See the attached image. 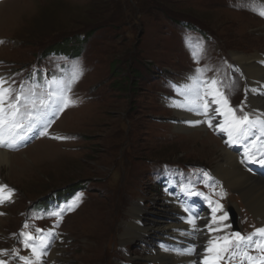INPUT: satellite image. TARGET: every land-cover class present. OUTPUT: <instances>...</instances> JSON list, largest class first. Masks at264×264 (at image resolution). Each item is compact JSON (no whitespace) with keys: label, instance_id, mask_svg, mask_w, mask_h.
Returning <instances> with one entry per match:
<instances>
[{"label":"rangeland","instance_id":"obj_1","mask_svg":"<svg viewBox=\"0 0 264 264\" xmlns=\"http://www.w3.org/2000/svg\"><path fill=\"white\" fill-rule=\"evenodd\" d=\"M3 4L12 7L0 25V75L14 81V88L38 84L40 91L53 79L67 81L74 64L81 74L70 93L76 103L59 113L48 135L7 149L27 164L21 170L5 165L0 173L16 200L0 205V250L30 255L20 232L47 237L52 230L46 264H151L162 243L156 230L132 240L122 235L134 221V208L145 227L166 219L165 194L175 196L183 210L190 201L202 211L224 206L230 239L236 231L248 236L260 228L216 173L219 146L232 145L227 134L216 125L177 130L179 117L169 103L202 69L201 79H216L229 106L239 109L244 102V111L252 113L246 76L231 54L264 55V17L257 14L264 0H0ZM257 135L244 141L247 156L242 150L246 166L264 174V165L248 158L259 160L264 152ZM40 141L56 152L36 158ZM231 210L239 228L233 227ZM52 212H61L62 219ZM201 231L187 244L203 245ZM249 255L264 253L253 248ZM0 259L23 264L11 255Z\"/></svg>","mask_w":264,"mask_h":264},{"label":"snow or ice","instance_id":"obj_2","mask_svg":"<svg viewBox=\"0 0 264 264\" xmlns=\"http://www.w3.org/2000/svg\"><path fill=\"white\" fill-rule=\"evenodd\" d=\"M252 10H256L254 7ZM257 14L264 17V7H261ZM4 43V41H0ZM194 58L196 56L193 53ZM197 75L189 78L190 83H185L183 86L176 89L177 94L183 97L182 101H177L175 106L184 108L196 115L205 117V121L196 120L194 124L207 122L209 127H213V119L216 113L224 117V120L217 126L218 129L228 136L227 143L242 144L245 148L247 156L248 147L244 141L254 135L256 130H259L260 135L264 136V113L253 111L252 113L245 112L244 102H241L239 109L229 106V102L225 95L219 91L216 79L202 80V69H196ZM80 68L78 64L73 65V72L67 81H57L53 79L48 82L46 88L37 91L40 86L33 84L31 87H26L21 83L18 88H14L11 83L3 76H0V148H7L9 150L18 149L27 141L31 140L34 135H48V128L54 122V119L60 112L76 103L70 96L74 82L80 76ZM55 85V87H53ZM246 92H260L264 94V88L261 89H246ZM211 98V99H209ZM212 105L217 107L212 108ZM240 111L241 116H237L236 112ZM54 139H68V137H53ZM259 139V137H257ZM264 146V141L261 142ZM251 162L264 165V152H261V158L256 160L254 157H248ZM243 162V161H242ZM190 196H199L202 193L193 192L185 189ZM15 189L10 186L0 183V205L12 202ZM81 195L75 199L68 206V210H74L79 205ZM211 203V201H209ZM63 211V209L61 210ZM218 211H223V206L217 204L212 208L211 223L207 224L209 231L219 230L222 222L227 218V213L217 216ZM184 212L188 213L186 223L191 225L192 232L181 233V235H194L198 230L196 221L199 218L198 214L193 212L190 208L185 207ZM2 214V213H0ZM49 215L56 216L62 219L61 212H52ZM216 227L213 228L212 225ZM29 225L25 223L24 229ZM227 227V225H224ZM37 233H42V229H36ZM53 235L52 230H49L48 236L33 235L31 232L21 231L19 237H22V243L25 249L30 250V255L21 256L18 250L13 249L11 253L8 250H0V256L11 255L23 264H42L43 257L46 256L47 248L50 244V239ZM232 239L228 236L215 237L216 241L222 243H215L213 239H209L208 243L204 245V255L199 260H192L190 264H219L223 259H235L241 257L247 260L248 264H264V256L253 257L249 252L253 249H259L264 253V227L258 228L254 233L243 236L239 231L232 233ZM163 247V246H162ZM166 251H176L179 255L194 256L197 255L196 245L192 244L183 250L165 248ZM212 253V255H207ZM227 253V256L223 255ZM0 264H9L6 259H0Z\"/></svg>","mask_w":264,"mask_h":264},{"label":"bare ground","instance_id":"obj_3","mask_svg":"<svg viewBox=\"0 0 264 264\" xmlns=\"http://www.w3.org/2000/svg\"><path fill=\"white\" fill-rule=\"evenodd\" d=\"M11 7V4L0 5V25H2L5 21V11H8ZM231 55L237 62L236 64L241 67V71H243L246 76V82L248 85L247 89L264 88V55L258 53L252 55L232 53ZM246 93L248 95V103L251 106L252 112L256 111L264 113V94H261L260 92L253 93L251 91ZM182 100L183 97L180 96L177 100H172L169 103L171 107L175 108V113L179 117V120L176 123V129L179 131L189 132L193 130H206L207 128H209L207 122H203L200 124L190 123V121L194 122L196 120L205 121V117L196 115L184 108L175 106L177 101ZM215 106L217 107V105ZM223 120L224 117L219 113H216L212 123L217 127ZM255 132H258L257 137H261L264 141V136L260 135L259 130H256ZM206 136L212 142H219L210 133H207ZM231 147H234V149ZM231 147L219 146V149L221 151V159L218 162L216 173L219 175L221 183L232 192L236 193L237 196L243 200V203H245V205L253 213L254 217L260 222V228L264 227V174L252 171L246 166V159L243 153L244 150H242V144H232ZM30 149V147L27 148V151H29ZM55 152L56 150L53 146L45 144L44 141H40L38 143V148L35 150L34 156L36 158H43ZM16 156L17 155L7 150V148H0V173L3 169V166L5 165L15 167L19 170L26 167L27 163L16 160ZM256 170L258 171L259 169ZM14 200L15 196L13 195L12 202ZM163 201L164 211L170 212L166 219L155 223L149 228L145 227V225L141 222V211H138L134 208L131 212V216L133 217L134 221L127 225V230L122 235L123 240H132L136 237L144 236L149 230H156L158 236L162 240V243L160 247L156 246V249L153 248L155 250L152 252V255L150 254L151 264H190L192 260H199L202 258V256L205 254L204 245L208 243L209 239H213L214 244L220 243L221 241H216L214 238L226 236L228 235L227 233H229L231 230L229 216L227 214V218L222 222V226L219 230L209 231L206 225L211 223L212 213L210 211L212 210V207H207L208 209H210V211H208L207 209H204L202 211L201 208L195 207L196 204L193 201H190V209L194 210L195 213H197L199 216L196 224L198 230H203L201 231L199 240H204V243L202 242L203 245L201 246H196L197 255L194 256L179 255L176 251H166L165 248L162 247V245L172 246V249H185V247L188 245L187 241L193 235H181L182 232H192V228L191 225L186 223L188 213L184 212L183 208L180 206L178 199H176L175 196L172 197L170 194H165ZM224 212H226L225 208L223 209V211H218L216 215H223ZM237 223L238 220H236V222H233L234 229L239 228V226H237ZM224 225H227V227H224ZM212 227L215 228L216 226L213 224ZM207 255H212V253H207ZM42 264H46L45 256L43 257Z\"/></svg>","mask_w":264,"mask_h":264},{"label":"water","instance_id":"obj_4","mask_svg":"<svg viewBox=\"0 0 264 264\" xmlns=\"http://www.w3.org/2000/svg\"><path fill=\"white\" fill-rule=\"evenodd\" d=\"M231 213H232L233 222H236V220H237L236 213L233 210H231Z\"/></svg>","mask_w":264,"mask_h":264}]
</instances>
